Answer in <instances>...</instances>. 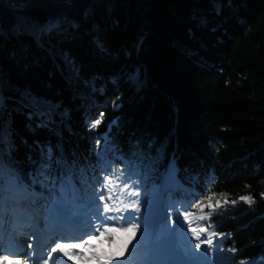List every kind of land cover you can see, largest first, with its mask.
Listing matches in <instances>:
<instances>
[{"label": "trees", "instance_id": "16d2710c", "mask_svg": "<svg viewBox=\"0 0 264 264\" xmlns=\"http://www.w3.org/2000/svg\"><path fill=\"white\" fill-rule=\"evenodd\" d=\"M60 16L79 28L39 34ZM21 19L28 28L14 31ZM25 90L56 106L47 128L19 106ZM0 98V139L6 124L15 145L0 157L24 182L37 141L77 188L126 175L144 196L173 165L193 196L228 201L204 209L226 264H261L264 0H0Z\"/></svg>", "mask_w": 264, "mask_h": 264}, {"label": "snow or ice", "instance_id": "6c2138e0", "mask_svg": "<svg viewBox=\"0 0 264 264\" xmlns=\"http://www.w3.org/2000/svg\"><path fill=\"white\" fill-rule=\"evenodd\" d=\"M28 28V22L21 19L17 28L13 30L25 31ZM65 28L78 29L79 24L75 20L64 16L54 17L43 25L39 26V34H59ZM98 50L103 51L104 45L100 40L96 41ZM0 103H3V98H0ZM18 104L21 108L28 109L27 119L36 121L34 128H47L53 122L52 118L55 114V105L49 103L42 97L33 95L30 91L25 90L20 93ZM101 119L96 120L91 127L97 128L101 123ZM32 128V125H29ZM106 139V138H105ZM26 143V141H25ZM35 148L39 152V162L31 172L27 174L28 183H24L20 175L12 169H6L11 173L12 179L0 184V251H8V255L0 256V264H27L20 259L21 253L19 246L15 240V233L10 232L8 236V248L3 247L4 241V223L6 219V210L9 203H14L18 193L25 195L37 196L43 192L48 195L43 198L48 201L44 205H32L38 208L40 214L45 217V231L43 235L52 239L54 242L50 245L46 253H28L29 259L33 264H55L59 261L60 264H126L124 257L128 251L129 245L136 239V234L140 228V224H144V230L140 233V240L137 242V247H145L148 242L155 244V241L160 239L159 236L154 237L156 224L163 217L165 223L163 229L160 230V235L168 241H171L176 234V229L167 227L168 215L162 213L156 198L150 201L147 195V186L145 184V200H144V215H138L141 211L139 200L132 203H123V208L115 203L121 195L125 198L139 196L138 192H124L123 189L129 187L127 180H121V184L117 185L111 176L106 175L102 180H95V183L101 185L99 189L95 185L89 186L85 182H81V187L77 188L73 181V175L69 172L66 176L57 177L53 175V163L61 164V160L55 159L53 146L50 143L40 144L34 142ZM0 155L8 156L15 148L14 142L10 140L7 125L5 124L3 137L0 139ZM30 163L35 164L31 156L27 157ZM174 166L170 167L168 175L165 177V187L172 179ZM40 186L41 193H29L30 187ZM91 187V192L88 188ZM215 193L202 196L195 202H189L184 205V210L175 209V219L172 221L179 225L180 233L184 240V249L180 253H175L181 258L179 264H219L221 257L219 255L212 256V253H221L222 250L218 245L214 246L215 232L208 234L206 238L202 236L208 231L204 226H193V221L199 219L201 221L208 219L209 214L196 216L194 211H188L187 208L199 209L201 213L207 208L210 212H214L217 208L222 207V204H227L225 199L223 202L217 199L215 204L212 203ZM226 196L227 194H222ZM264 196V194H262ZM239 200L246 203H253L251 195L240 196ZM31 205V201H29ZM235 204L236 201H231ZM175 208V206H170ZM129 209H135V212H130ZM12 211H15L13 209ZM125 213H127L125 215ZM183 216V220L179 217ZM135 221V222H134ZM187 223V228L184 227ZM119 225V226H117ZM72 231L80 234L76 236H60L56 237L60 232ZM119 233H130L131 237L127 243L120 245ZM188 233H191V239H188ZM193 241L195 243L193 244ZM202 245L209 247L203 248ZM30 248L31 245H28ZM136 248H133L135 251ZM200 250V251H198ZM157 252L161 255L171 254L173 250L168 249L165 252L157 248ZM261 264H264V256L258 258ZM158 260L148 261L147 264H156ZM244 264V262H242ZM255 264V261H254Z\"/></svg>", "mask_w": 264, "mask_h": 264}, {"label": "rangeland", "instance_id": "374dc122", "mask_svg": "<svg viewBox=\"0 0 264 264\" xmlns=\"http://www.w3.org/2000/svg\"><path fill=\"white\" fill-rule=\"evenodd\" d=\"M86 87H85V91L87 92V95L90 97V99H92V100H94V101H96V97L93 95V89L94 88H92V85H90V84H87V85H85ZM95 122V121H94ZM93 122V123H94ZM101 135V137H105V134H103V133H101L100 134ZM173 165H171L170 167H172ZM170 167H169V170H170ZM0 169L1 170H4V169H9L8 167H4L2 164H1V162H0ZM168 173H169V171L167 170L166 171V173L164 174V176L162 177V179L159 181V184L158 185H151L148 189H147V195H148V199L151 201L152 199H153V197H156V195H157V192L159 191V189L161 188V186L163 187L164 185H165V177L168 175ZM5 174L6 175H8V176H10L11 178H12V176H11V173L9 172V171H6V172H4V171H2V175L3 176H5ZM107 174H103L102 176H101V179L100 180H102L105 176H106ZM172 177L175 179V170H174V172H173V174H172ZM10 178V179H11ZM117 178H122V179H126L127 180V183H128V185H129V187H127V188H125V189H123V191L126 193V192H138L139 193V196L137 197V196H133V197H131V198H125V196H123V195H121L120 196V198L119 199H117L116 201H115V203L117 204V205H119L121 208H123V204H121L120 203V201L121 200H123V203H132V202H134L135 200H139V202H140V207H141V212H140V215L142 214V216L144 215V200H145V194H144V196L143 195H141L140 194V192H139V189H138V186L134 183V182H132L129 178H127V176L126 175H122L121 177H117ZM117 178H113V180H114V183L115 184H117V185H120L121 184V180H118ZM175 181H177L176 179L174 180V182L173 183H175ZM171 183V182H170ZM176 183H178V182H176ZM0 184H2V183H0ZM92 185H95V187L97 188V189H99L100 187H101V185L100 184H92ZM165 187V186H164ZM167 187V186H166ZM165 187V188H166ZM172 188H173V185L172 184H170V189L168 190V191H166L164 194V198H163V200L165 201V206H167V204L170 202V200L172 199V198H178V201H179V204L177 205V206H175V208L176 207H182L183 209H184V205H186V204H188L189 202H195L196 200H199L200 198H197V197H195V196H192V193H191V191L192 190H189V188H185V187H183L182 188V194L179 196H175L174 195V192H173V190H172ZM29 189H31L30 190V192H33V193H41V189H40V186L39 185H36L35 187H30ZM88 191L89 192H91V187H89V189H88ZM156 193V194H155ZM22 194H24V193H22ZM210 194V193H209ZM48 195V193L47 192H43L41 195H37L36 196V198H42V202H41V204L40 205H44V204H46V203H48V201L47 200H45L43 197L44 196H47ZM208 195V194H207ZM34 198L35 197H32V198H30L29 200H28V203H29V201H31V202H33L34 201ZM35 198V199H36ZM217 199H219L218 198V196H215L214 197V199H213V201H212V203L213 204H215V200H217ZM8 206H11L10 205V203L8 204ZM13 207V206H12ZM29 207H30V203H29ZM164 210V212H169V211H172L173 210V208H170V209H168V208H163ZM194 208H187V210L188 211H190V210H193ZM38 212H40L39 211V209L37 208L36 209ZM181 211H183V210H181ZM196 214V216L197 217H199L200 215H203L204 214V212L203 213H201V212H198V213H195ZM15 215V214H14ZM125 215H126V213H125ZM12 217H13V215L11 216V219H12ZM197 225H199V226H204V227H206L205 225H204V220L203 221H201V220H199V219H196V220H194L193 221V226H197ZM117 226H119V225H117ZM207 228V227H206ZM208 229V228H207ZM212 232L208 229V231L204 234V236H202V239L203 238H206V236L208 235V234H211ZM119 236H120V239L123 237V235H125V233H119L118 234ZM220 239V236H218V235H215L214 236V246H216V245H218L217 243H218V240ZM195 243V241H193V244ZM120 245H121V243H120ZM122 246V245H121ZM205 247H209L208 245H202V248H201V250H203V248H205ZM219 247V246H218ZM220 248V247H219ZM221 249V248H220ZM222 250V249H221ZM198 251H200V250H198ZM212 256H217V255H219L220 257H221V260H220V262H219V264H226V257L224 256V250H222V252L221 253H219V254H217V253H212L211 254Z\"/></svg>", "mask_w": 264, "mask_h": 264}, {"label": "bare ground", "instance_id": "6f19581e", "mask_svg": "<svg viewBox=\"0 0 264 264\" xmlns=\"http://www.w3.org/2000/svg\"><path fill=\"white\" fill-rule=\"evenodd\" d=\"M105 137H106V135H105ZM1 171L6 172L7 170L4 169V170H1ZM168 171H169V168H168ZM1 174H2V172H1ZM8 180H10V179L8 178V176H6L5 182L8 181ZM161 189L163 190V193H165L166 191H168L170 189V185L168 184L166 188L163 186L157 192V195H156L155 198H156V201H157L158 204L160 202H162V201H160V198L158 197L159 194H160V192H161ZM29 193H33V192H30V190H29ZM32 197H35L36 198V196H32L30 194L29 195L23 194L21 196V194L18 193L15 202L12 203L13 207L7 205V210H6V214H5L6 215V219H5V223H4V230L7 228L6 227V224L9 223V222H11V216L19 209L18 206L20 205V206H22V208L23 207L24 208H27L28 207V200L30 198H32ZM13 209H15V211H12ZM181 210H184V209L181 208ZM162 213H166V212L163 211ZM140 216L143 217L142 214ZM174 219H175V209L172 211L171 216L170 217L168 216L167 227L169 229H176V234H175V237H176V247L179 248L181 251H183V249H184V240H183V237H182V235L180 233L179 225L172 222ZM179 219L180 220H183V216H180ZM164 223H165V221H164L163 217H161L159 219L158 223L156 224V231L154 233V237H157V236L161 237L160 230L163 229ZM184 227L187 228V223H185ZM143 230H144V224L141 223L140 224V228H139V230H138V232L136 234V239L133 240L132 244L129 245L128 251L133 250V248H136L137 247V242L140 240V233H142ZM130 237H131V234L130 233H125V235H123V237L120 239L121 245H123L124 243H127L128 239ZM188 239H191V233H188ZM28 240H29V237H28Z\"/></svg>", "mask_w": 264, "mask_h": 264}, {"label": "water", "instance_id": "95a60500", "mask_svg": "<svg viewBox=\"0 0 264 264\" xmlns=\"http://www.w3.org/2000/svg\"><path fill=\"white\" fill-rule=\"evenodd\" d=\"M157 248L162 249L165 252H168V249L171 248L173 252L171 254L161 255V253L157 252ZM135 251L147 256L149 261L158 260L156 264H179L181 257L175 253L182 252L176 247V237L171 241H168L163 236L156 240L155 244L148 242L145 247H138Z\"/></svg>", "mask_w": 264, "mask_h": 264}]
</instances>
